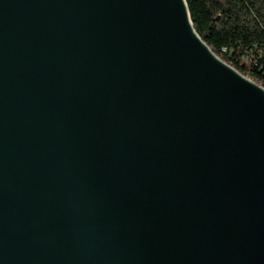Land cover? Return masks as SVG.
Listing matches in <instances>:
<instances>
[{
  "label": "water",
  "instance_id": "95a60500",
  "mask_svg": "<svg viewBox=\"0 0 264 264\" xmlns=\"http://www.w3.org/2000/svg\"><path fill=\"white\" fill-rule=\"evenodd\" d=\"M0 264H264V87L185 0H0Z\"/></svg>",
  "mask_w": 264,
  "mask_h": 264
},
{
  "label": "trees",
  "instance_id": "16d2710c",
  "mask_svg": "<svg viewBox=\"0 0 264 264\" xmlns=\"http://www.w3.org/2000/svg\"><path fill=\"white\" fill-rule=\"evenodd\" d=\"M193 26L228 65L264 87V0H185Z\"/></svg>",
  "mask_w": 264,
  "mask_h": 264
}]
</instances>
